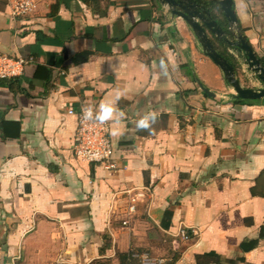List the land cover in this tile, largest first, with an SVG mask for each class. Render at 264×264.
<instances>
[{
  "label": "crops",
  "instance_id": "0c3cea01",
  "mask_svg": "<svg viewBox=\"0 0 264 264\" xmlns=\"http://www.w3.org/2000/svg\"><path fill=\"white\" fill-rule=\"evenodd\" d=\"M14 1L0 0V53L26 63L16 79H0V264H120L117 253L146 243L152 229L171 240L163 262L177 252L175 264H196L215 251L264 264V104L233 103L191 26L161 0H35L20 17ZM233 4L231 29L264 58V0ZM227 48L242 85L261 87ZM102 104L114 109L113 168L73 152L69 109L99 116ZM151 113L154 131L138 130Z\"/></svg>",
  "mask_w": 264,
  "mask_h": 264
},
{
  "label": "water",
  "instance_id": "95a60500",
  "mask_svg": "<svg viewBox=\"0 0 264 264\" xmlns=\"http://www.w3.org/2000/svg\"><path fill=\"white\" fill-rule=\"evenodd\" d=\"M168 4L173 15L183 18L193 29L205 53L222 69L225 79L235 90V95L242 99H264V66L252 45L241 31H238L235 41L229 39L223 28L213 19L211 13L204 9L196 0H161ZM230 25L236 26L238 17L233 7V0H219ZM214 34L222 42L235 47L241 53L248 66L255 72L263 86L259 88L245 87L236 75L235 67L216 49L211 35ZM200 86L210 96L216 94L200 82Z\"/></svg>",
  "mask_w": 264,
  "mask_h": 264
},
{
  "label": "built area",
  "instance_id": "2783aa9c",
  "mask_svg": "<svg viewBox=\"0 0 264 264\" xmlns=\"http://www.w3.org/2000/svg\"><path fill=\"white\" fill-rule=\"evenodd\" d=\"M37 8L35 0H15L12 4V15L14 17L26 16ZM26 60L8 54L0 53V79H7L19 76L23 73ZM89 110L91 116H88ZM70 114L77 116V136L73 147L75 156L83 161L93 164L104 165L107 168L114 167L115 146L111 136V122L101 121L93 108L85 107L80 111L69 109ZM128 213L132 214L137 210V199L130 197ZM124 225L128 220L123 221ZM178 235L185 241L191 238V231L182 227ZM140 256L141 264H161L162 260L152 258L148 253Z\"/></svg>",
  "mask_w": 264,
  "mask_h": 264
},
{
  "label": "trees",
  "instance_id": "16d2710c",
  "mask_svg": "<svg viewBox=\"0 0 264 264\" xmlns=\"http://www.w3.org/2000/svg\"><path fill=\"white\" fill-rule=\"evenodd\" d=\"M83 1L87 2V4H89V5L96 6L98 0H83ZM196 1L204 9H206L207 11H209L211 13L213 19H215L218 22V24L223 28V30L225 31V33L229 37V39L232 41H235L237 38V34L231 29L230 23H229L227 17L225 16V13L223 11L221 4L219 3V0H196ZM233 7H234V4H233ZM240 30L242 32H244V30L242 28ZM211 39H212L216 49L219 51V53H221L225 58H227L231 62V64H233V66L235 67L236 74H237L239 62H238V59L233 54L229 53L228 48H227L229 45L222 42L221 40H219L214 34L213 35L211 34ZM217 41H218V43H220L221 47L220 46L218 47L216 45ZM259 58L261 60L262 65L264 66V58H262V57H259ZM17 77L18 76L11 77L8 79L10 81H12V80L16 79ZM226 82H227V84L230 85V83L227 80H226ZM232 101L235 104H237V103H250V104L263 103L264 104V99H260V100L242 99V98L238 97L237 95H233ZM171 216H172V210H166L165 215H164V219L162 221V227L163 228H166V229L169 228ZM260 237L261 238L264 237V225L261 228ZM258 242H259V239L249 241L247 250H250V249L254 248L255 246H257ZM136 254H138V253L135 250H129L127 252H118L117 257L119 259L120 264H135L137 262V256H135ZM195 258H196V264H210V263H213V264H234L235 263V261H231L229 259H224L219 253H217L215 251L197 254ZM178 259H179V255L177 252H175L173 254L172 259L170 261H167L166 263H163V264H175ZM101 261L102 260H95L91 264H100Z\"/></svg>",
  "mask_w": 264,
  "mask_h": 264
},
{
  "label": "rangeland",
  "instance_id": "374dc122",
  "mask_svg": "<svg viewBox=\"0 0 264 264\" xmlns=\"http://www.w3.org/2000/svg\"><path fill=\"white\" fill-rule=\"evenodd\" d=\"M254 76L252 77L253 80H255ZM251 84L250 80H246V85ZM260 86L263 84L260 83ZM151 234V237L147 239L146 243H141L139 245H135L133 250H135L138 255L148 253L152 258H158L159 260L161 257H170L172 256V248H171V240L168 237L167 234H161L159 232H156L154 229L151 230L149 233ZM144 242V241H143ZM166 260L162 263H165ZM100 264H113L112 259H105L100 262ZM135 264H141L140 262V256L137 257V262Z\"/></svg>",
  "mask_w": 264,
  "mask_h": 264
},
{
  "label": "clouds",
  "instance_id": "9594fccd",
  "mask_svg": "<svg viewBox=\"0 0 264 264\" xmlns=\"http://www.w3.org/2000/svg\"><path fill=\"white\" fill-rule=\"evenodd\" d=\"M113 111L114 109L111 106L102 104L101 113L98 118L101 121L108 120L112 117ZM87 114L88 116H91V111L89 110ZM157 119H158L157 114L151 113L137 122V125H136L137 129L141 131H149V133L151 134L154 131V128L152 127V125L156 123Z\"/></svg>",
  "mask_w": 264,
  "mask_h": 264
}]
</instances>
